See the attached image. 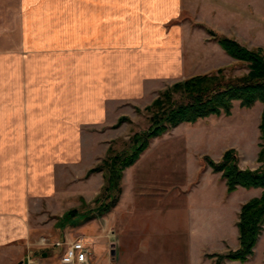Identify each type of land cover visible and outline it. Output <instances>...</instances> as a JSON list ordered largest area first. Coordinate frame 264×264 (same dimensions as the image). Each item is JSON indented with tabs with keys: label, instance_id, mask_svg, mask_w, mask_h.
Here are the masks:
<instances>
[{
	"label": "crops",
	"instance_id": "crops-1",
	"mask_svg": "<svg viewBox=\"0 0 264 264\" xmlns=\"http://www.w3.org/2000/svg\"><path fill=\"white\" fill-rule=\"evenodd\" d=\"M20 3V41L0 51V264H25L29 248L39 247L42 230L35 221L54 216L50 230L72 209L64 208L60 191L77 171L83 173L71 189L79 190L80 200L88 202L84 188L99 179L103 187V172L87 176L95 166V160L84 165L89 137H102L125 106L150 104L157 93L197 74L187 68L203 60L194 47L201 39L211 46L210 60V53L230 59L199 25L205 23L199 13L216 16L208 0ZM222 26L218 22L215 28L242 43ZM154 141L123 177L124 183L133 173L134 201L124 187L118 205L96 219L103 226L96 238L110 245L105 264H210L202 256L208 239L197 249L199 236L190 209L188 217L184 213L186 205L171 206L162 189L139 196H155V202H137L136 172L142 160L156 154L160 140ZM42 249H47L42 263L51 264L45 258L57 256L55 248Z\"/></svg>",
	"mask_w": 264,
	"mask_h": 264
},
{
	"label": "rangeland",
	"instance_id": "rangeland-1",
	"mask_svg": "<svg viewBox=\"0 0 264 264\" xmlns=\"http://www.w3.org/2000/svg\"><path fill=\"white\" fill-rule=\"evenodd\" d=\"M208 1L214 5L216 16L210 17L209 14L199 13L198 17L205 22V25L216 29L217 23L223 22L222 27L238 34L243 45L249 48L258 46L264 48V0ZM235 14H237V18ZM21 19L20 0H0V51L13 48L20 41ZM193 22L196 24L197 21L193 20ZM233 23L235 25H232ZM214 43L218 44L216 41ZM197 45L194 47L197 48L199 54L203 55V60L199 65L187 68L190 74L207 73L217 69V65L226 67L228 74L232 76L248 72L246 63L232 58L220 46L218 47L230 59L228 57L222 59L217 56L214 57L215 55L210 53L213 55L210 60L207 52H212L211 46L204 44L202 39ZM189 73L188 75H190ZM158 95L157 93L154 97L157 98ZM150 104L125 106L122 108V116L115 124H108L103 132H98L99 134L100 132L103 133L102 137L99 135L96 137L97 140H92L89 137L85 143L88 161L84 165H90L95 160L94 167H96L108 156L130 149L132 136L137 132L147 130L150 126L149 114L146 110ZM262 110L263 103L260 101L250 108L241 107L239 101H235L232 112L228 116L224 114L220 116L211 115L199 119L195 123L184 122L161 137H157L160 141L157 143L159 145L156 154L142 160L138 165L135 179L137 180L138 177L141 179L138 184L139 187H137L139 193L137 194L139 198L137 202L143 201L148 204L155 202L157 199L155 196H150L147 199L139 196L146 192L147 194H154L157 189H162L163 193L166 194L164 201H167L171 206L186 205L184 213L187 216L189 214L187 209H190L194 222L193 228L198 232L199 239L197 236L195 237L197 249L202 240L208 239L205 246L208 253L206 251V253H202V256L210 261V264H264V230L254 248V255L246 262L242 263L229 259H223L219 262L214 255L223 254L230 249L239 247L237 220L240 208L250 198L260 196L263 190L239 187L234 192L228 193L225 180L222 179L221 174L214 173L212 168L206 165L203 160L205 155L213 160H219L226 149L235 148L239 156V165L242 168H257L260 165L258 162L260 150L259 123ZM122 118L124 120L117 126ZM155 139L151 141V144L156 142ZM146 151L141 154L140 158ZM91 169L87 171V176L93 174L90 173ZM77 172L69 180L68 185L62 186L59 199L64 201V208L69 207L71 209L72 207L73 209L75 207L74 209H77L78 212L77 216L67 215V211L66 216L59 220L58 225L50 230L48 228L52 224L51 221L54 216L50 215L48 219L43 221H35V224H40V230H42L38 238L47 236L56 240L67 234L71 241L78 237H84L85 245L93 253L92 264H105V259L107 260L109 257L110 245L106 243L103 245L96 238L98 227L102 228L103 226L102 224L101 226L97 225V218L86 220L88 213H95L97 210L99 203H96V199L103 188L100 189L102 180L99 179V182L91 188H84L85 191H88L86 193L90 194L88 202H86L77 197L79 191L77 188L71 189L83 170ZM87 176L84 175L83 180ZM132 176L133 173H129L124 183L122 180V185H125L123 191L126 187L127 197L133 202L135 197L134 191L131 190L134 177ZM81 191L84 192L83 189ZM142 198L143 200H141ZM108 230L110 233L111 229ZM111 233L114 235L113 231ZM29 249L31 254L33 253L37 258L42 257L47 251V249L35 246ZM61 251V248L54 250L57 256L61 255ZM57 256H47L45 259L48 263H54L59 259Z\"/></svg>",
	"mask_w": 264,
	"mask_h": 264
},
{
	"label": "trees",
	"instance_id": "trees-1",
	"mask_svg": "<svg viewBox=\"0 0 264 264\" xmlns=\"http://www.w3.org/2000/svg\"><path fill=\"white\" fill-rule=\"evenodd\" d=\"M203 26L232 58L246 63L248 72L232 76L226 67H219L207 73L195 74L177 81L161 91L157 98L147 106L150 126L143 132L135 133L131 138V147L105 158L90 173L103 172L105 183L96 199L99 203L96 212L88 213L86 220L96 219L108 214L119 203L123 193L122 180L127 168L134 165L141 154L148 149L151 141L184 122L195 123L211 115H230L234 102L241 107L250 108L256 102L263 103L259 130L260 150L255 168H242L235 148L226 149L219 160L205 155L206 165L214 173H220L225 180L227 192L232 193L239 187L260 188V196H254L242 204L237 220L239 247L223 254H214L217 259L246 262L254 255L259 236L264 230V48H249L236 38L216 29ZM122 118L117 126H119ZM116 126V127H117ZM70 216H77V209L68 210ZM66 215H64L65 217Z\"/></svg>",
	"mask_w": 264,
	"mask_h": 264
},
{
	"label": "built area",
	"instance_id": "built-area-1",
	"mask_svg": "<svg viewBox=\"0 0 264 264\" xmlns=\"http://www.w3.org/2000/svg\"><path fill=\"white\" fill-rule=\"evenodd\" d=\"M37 245L42 248H62L64 251L59 260L51 264H92L93 253L84 243V237L76 240H52L47 236L40 237ZM25 264H44L42 258H37L33 253H29Z\"/></svg>",
	"mask_w": 264,
	"mask_h": 264
},
{
	"label": "water",
	"instance_id": "water-1",
	"mask_svg": "<svg viewBox=\"0 0 264 264\" xmlns=\"http://www.w3.org/2000/svg\"><path fill=\"white\" fill-rule=\"evenodd\" d=\"M112 254H115V252L113 251ZM45 255V254H44Z\"/></svg>",
	"mask_w": 264,
	"mask_h": 264
}]
</instances>
